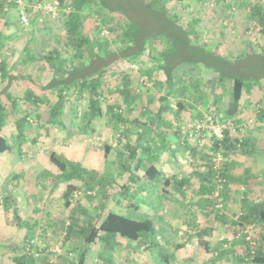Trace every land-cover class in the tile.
I'll list each match as a JSON object with an SVG mask.
<instances>
[{
  "label": "rangeland",
  "instance_id": "obj_1",
  "mask_svg": "<svg viewBox=\"0 0 264 264\" xmlns=\"http://www.w3.org/2000/svg\"><path fill=\"white\" fill-rule=\"evenodd\" d=\"M23 1L31 17L27 25L20 22V9L15 0H0V56L6 58L10 73L19 77L10 86L9 79L0 76V92L7 91L4 87L9 86L17 102L14 109L16 114L10 117L11 120L3 128L12 149L0 154V264H15L12 261L14 256L28 254L31 255L29 264H80L79 259L84 253L82 264H163L162 256L165 255H169L171 264H212L214 258L206 247L209 233L201 234L199 239L198 229L207 228L209 224L223 227L222 218H217L216 214L229 212V198L237 200L245 193L249 194V189L255 188H258V196L264 197V190L261 191L264 188V162L247 160L251 156L257 157L264 148L259 149L256 140H245L246 149L251 152L238 153L236 165L230 153L229 165L234 167L229 171L231 177L226 185L225 179L218 178V170L212 174H217L215 178L208 173L209 162L219 168L221 165L217 161L220 153L213 147L212 150L201 144H213L211 128L199 143L200 151L208 158H205V163L199 156L195 158L173 141L176 140L173 124L179 121L170 111L164 112L166 120L158 124L166 130L165 133L157 127L143 128L147 135L143 141H139L142 129L133 125L131 130L125 125L117 128L113 126L114 122L106 124V115L87 124L88 119L84 117L87 99H78L76 93L69 91L62 114L57 122L50 124L49 103L54 101V94L42 87L51 79V69L45 62L36 59L31 60L25 68L21 62L28 45L33 54L42 55L57 46L58 41L63 42L64 14L61 12L57 19L50 15L43 17V9L35 8L37 0ZM253 3L264 5V0H168L167 7L179 18L184 28L192 31L195 42L225 54L231 60L243 56L241 61H232L235 64L234 73L245 78L260 79L264 77V64H260L258 57L248 55L264 50V37L251 16L250 6ZM193 23L194 26H191ZM92 24L93 17H89L86 29H93ZM97 34V31H93L91 35L96 38ZM134 73L136 78L140 76L136 69ZM207 74L202 76V82L210 78L211 83L207 85L206 91L198 93L207 97L208 104L203 106L198 103L199 113L195 123H204L212 112L217 113L214 95L220 92L218 77L212 72ZM140 81L141 85L152 86V82L146 78ZM246 81L251 83L247 78ZM28 89L46 97L49 103H28L24 100ZM146 90L140 86V91L145 93ZM163 93L164 89L155 90L152 87L146 92L145 103L157 108L162 105L158 97ZM241 103L242 113L235 117L240 121L234 123L232 131L244 138L249 124L258 119L259 107L264 105V91L254 89L251 94L244 96ZM218 104L223 107L221 101ZM124 115L128 116V112H124ZM14 116L27 117L23 137L19 136L21 132L14 122ZM127 129L130 143L141 144V159H152L161 171L151 183L139 178L143 177L145 168L137 167L138 159L128 157L125 138L120 132ZM188 130L195 135V129L191 127ZM165 135L174 147L166 141ZM142 145H148V149ZM170 148H175V151ZM142 150L147 153H142ZM52 152L87 169L83 175L80 173L82 178L73 181L79 188L72 195L70 205L66 204L63 196L65 182L56 181L59 171L50 160ZM133 174L135 177L131 176ZM193 174L198 175L197 179L192 177ZM246 175L247 179L244 177ZM166 176H173L174 180L189 178L184 190L186 195L173 189L174 185H166ZM245 184L247 186L244 187ZM126 186L127 191H124ZM237 187L238 190L234 191ZM201 191L206 194L203 195ZM218 203L222 207H218ZM203 209H208L207 213L214 216L213 223L198 220ZM110 210L136 219L151 218L155 222V230L139 242L129 244L120 245L114 237L109 243L99 238L94 243L84 242V234L90 230L91 222L95 224L96 220H103ZM240 212L241 209L236 211V215ZM70 224L74 227L71 232ZM80 227H83V234L79 232ZM237 227L231 225L228 231L230 242L234 243L228 246L234 248L233 245H236L240 251L234 250L235 253L232 252L223 264H241L243 255L240 254L247 252L240 239L235 241L234 229ZM29 232H32V237ZM256 232L263 239L264 229L257 225Z\"/></svg>",
  "mask_w": 264,
  "mask_h": 264
},
{
  "label": "trees",
  "instance_id": "obj_2",
  "mask_svg": "<svg viewBox=\"0 0 264 264\" xmlns=\"http://www.w3.org/2000/svg\"><path fill=\"white\" fill-rule=\"evenodd\" d=\"M37 1L45 3L53 0ZM58 1L57 16L53 19L59 18L60 13L63 12L62 24L65 35L63 42L58 41L57 46L42 55L33 54L31 46L28 45L25 47L24 59L21 62V66L25 68L31 60L36 59L45 62L51 69V79L42 88L54 94V101L49 103L46 97L40 96L33 89H28L24 96V100L33 105L49 103L51 107L50 124L57 122L62 114L69 91L76 93L78 99H87L88 104L84 112L85 119H88L87 124L106 115V124L114 122L113 126L117 128L125 125L131 130L133 125L142 129L139 141L146 138L147 133L144 130L151 127H157L165 133L166 130L158 124L164 123L166 120L164 112L170 111L181 123L173 124L176 140H173L171 135L169 137L192 153L191 155L195 158L198 157L197 154H200L199 157L205 162L206 156L200 151L199 143L203 141L209 129H198L200 123H195V121L197 113H199L198 103L203 106L208 104L207 97L199 95L198 92L206 91L211 79L208 78L202 82V76L212 72L218 77L220 92H217L219 95H214L217 113L214 111L209 115L217 123H230V120L233 123H239L240 120L235 117L240 113L244 96L251 94L254 89L264 91V77H259L260 79L246 77L251 82L248 83L244 76L234 73L235 64L232 61H241L243 56L231 60L225 54L214 49H207L206 45L195 42L191 35L192 31L189 28H184L179 23V18L169 11L168 0ZM250 7L252 19L255 20V25L257 24L259 32L264 37V5L253 3ZM41 14L43 17L49 15L43 10ZM89 17H93L91 27L93 29H86V20ZM191 26H194V23ZM93 31L99 33L98 37H92ZM105 31L108 34L102 38ZM248 55L258 57L261 61L260 64H264L262 61L264 60V50L254 51ZM134 68L140 72V76L137 78L134 75ZM0 76L2 79L8 78L10 86L14 84L15 79L19 78L10 73L7 60L3 56H0ZM22 76L29 77L23 74ZM163 77L164 79H161ZM142 78L152 82V86L141 85L140 79ZM138 84L148 89L146 92L152 87L155 90L164 89V93L158 97L162 100V105L153 108L145 103L146 92L140 91ZM9 89L7 86L4 87V90L7 91L0 92V154L12 149L10 139L3 129L6 122L11 120L10 117L16 114L14 111L17 107L16 98H13ZM220 101L223 103V107L218 104ZM263 107L264 105L261 106L258 113L259 117L264 115ZM124 112H128V116H125ZM14 119H16L14 122L21 132L19 136L23 137L24 126L28 123L27 117L15 118L14 116ZM191 127L196 130L195 135H192L188 130ZM128 129L120 130L124 136L122 138H125L128 157L138 159L137 167L145 168L143 177H138L151 183L160 175L161 171L153 164L152 159L147 161L141 159L139 154L141 144L130 143ZM233 132L230 128L226 129L225 137L222 140L217 139L212 133L213 144L211 146L206 142L201 143L209 148L213 147L216 152L220 153V157L217 158L221 164L220 168L213 162H209L208 173H211V177L215 178L217 174H212L218 170V178L225 179L226 185L229 184L231 177L229 171L234 167L229 165L231 161L228 155L232 153L231 155L235 158L233 163L236 165L239 160L237 159L238 153L241 151L243 153L251 152L246 149L245 138ZM166 137L167 135H165ZM166 141L173 144L167 138ZM147 146L142 145L145 149H148ZM172 146L174 147V145ZM172 150L175 151V148ZM142 153L147 152L142 150ZM50 160L59 171L56 181L65 182L63 196L66 204L70 205L72 195L79 188L73 181L79 177L82 178L87 169L80 168L78 164L63 159L56 152L51 153ZM196 175L193 174L192 177L197 179L198 175ZM131 176L135 177L134 174ZM165 184L174 185L173 189H176L181 195H186L184 190L189 184V178L174 180L173 176H166ZM127 188L128 186L124 191H127ZM200 193L206 194L202 191ZM242 202L245 208L241 209V215L234 220L235 226H238L237 229H234L235 235L244 230L247 225H254L257 230V225L260 226L261 223H264V202L255 204L252 208L248 207L245 199ZM86 212L88 211L86 210ZM216 217L225 220L227 215L217 212ZM17 222L22 225L20 220ZM95 222V224L91 222L90 230L84 234L83 241L86 243H94L98 238L109 243L114 237L120 245L121 243L129 244L130 242H139L144 239V236L155 230V222L151 218L136 219L114 210L108 211L103 220L99 219ZM73 228V225L70 224V232ZM80 229L79 232L83 234V227ZM29 234L30 237L33 236L32 232ZM262 238L254 254L251 252L250 245L242 241L247 252L240 254L243 255V258L240 259L241 264L244 263L245 258H252V255L255 264H264V235ZM28 252L26 251V253ZM84 256L85 253L81 254L80 264L83 263ZM162 257L163 264H171L169 255ZM29 258H31L30 254L14 256L12 261L15 264H29Z\"/></svg>",
  "mask_w": 264,
  "mask_h": 264
},
{
  "label": "crops",
  "instance_id": "obj_3",
  "mask_svg": "<svg viewBox=\"0 0 264 264\" xmlns=\"http://www.w3.org/2000/svg\"><path fill=\"white\" fill-rule=\"evenodd\" d=\"M260 110H261V107H259V109L257 111L258 119L256 120L255 123L249 124L250 126L246 130L247 133H246V136L244 137L245 140H248V142H250V140H256V146H258L259 149L261 147L264 148V115L259 117L258 113L260 112ZM199 155L200 154H197V156H199ZM256 156L257 157L251 156L247 160L252 161L253 163L254 162H257V163H263L264 162V151L257 154ZM247 172H249V171H247ZM244 177H245V179H247L248 175H246ZM245 186H247V185L245 184L244 187ZM237 190H238V187L234 191H237ZM249 190H250L249 194L245 193V195L243 197H240L237 200L229 198V200H228L229 212L226 214L227 218L225 220H224V218L221 219L222 223L224 224L223 227L222 226L213 227L210 224L207 228L199 227V229H198L199 231L197 233L199 239H200L201 234L209 233L208 239H207L208 245L206 247L209 248L208 250L211 253L212 258H214L212 260V264H221V262L223 264L224 260L229 259V257L231 256V253L234 250L236 252L240 251L239 248L235 247L236 245H233V247L235 249L228 246V245L234 244V243L230 242V235H229L228 231L231 230V225L232 226L234 225V220L236 219V216H235L236 211L245 208V205L242 204L243 199H245L247 201L249 208H252V206H254L255 204H260V203L264 202V197L260 196V195L258 196V192H257L258 188L257 189L256 188L255 189H249ZM263 190H264V188L262 187L261 191H263ZM249 208H248V210H249ZM207 211H209V210L203 209L201 211L200 215L198 216V220L201 222L213 223L214 216L211 213H207ZM260 227L262 229H264V223L263 224L261 223ZM233 253H235V252H233ZM221 260H223V261H221Z\"/></svg>",
  "mask_w": 264,
  "mask_h": 264
},
{
  "label": "built area",
  "instance_id": "obj_4",
  "mask_svg": "<svg viewBox=\"0 0 264 264\" xmlns=\"http://www.w3.org/2000/svg\"><path fill=\"white\" fill-rule=\"evenodd\" d=\"M17 2V5L19 6L20 12V22L24 25H27L30 23V19L31 17L28 14V8L27 5L25 7L24 5V1L23 0H15ZM58 6H59V1L58 0H53L51 2H45V3H41L38 2L37 8H41L44 10L45 13H48L52 18H55L57 16V11H58ZM108 32H103V35L107 36ZM234 123L230 122V123H225V122H220L217 123L215 122L214 118L212 116H208L206 117V121L204 123H200L198 125V129H210L211 128V132L213 133V135H215V137L219 140H222L225 136H224V131L226 129H234ZM218 207H222L221 203H218L217 205ZM241 215V212L239 214H237L236 218H238V216ZM236 239H240L241 241H244V243L249 244L251 247V252L252 254H254L256 252V248L259 244L260 241V236L258 235V233L256 232V228L254 227V225H247L245 227L244 230L240 231L239 233H237L235 235ZM246 262V263H245ZM244 264H255L254 263V258L252 255V258L248 257L245 258L244 260Z\"/></svg>",
  "mask_w": 264,
  "mask_h": 264
}]
</instances>
